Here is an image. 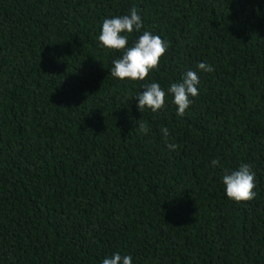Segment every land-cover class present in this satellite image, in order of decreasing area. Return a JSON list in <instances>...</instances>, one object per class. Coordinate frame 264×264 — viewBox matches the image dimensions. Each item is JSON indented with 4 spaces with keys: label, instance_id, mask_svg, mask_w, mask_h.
<instances>
[{
    "label": "trees",
    "instance_id": "trees-1",
    "mask_svg": "<svg viewBox=\"0 0 264 264\" xmlns=\"http://www.w3.org/2000/svg\"><path fill=\"white\" fill-rule=\"evenodd\" d=\"M133 7L142 29L127 46L143 31L168 44L143 81L112 77L122 52L97 39L103 19ZM188 70L199 95L183 116L171 95L138 110L143 85L167 91ZM241 164L256 196L237 203L221 176ZM117 252L264 264V0H0V264Z\"/></svg>",
    "mask_w": 264,
    "mask_h": 264
},
{
    "label": "clouds",
    "instance_id": "clouds-1",
    "mask_svg": "<svg viewBox=\"0 0 264 264\" xmlns=\"http://www.w3.org/2000/svg\"><path fill=\"white\" fill-rule=\"evenodd\" d=\"M142 29V19L138 10L133 7L127 15H117L105 18L102 21L98 41L100 45L109 50H119L122 52L120 58L112 61L113 67L110 75L119 80L129 79L132 81H143L149 72L157 69L161 57L168 48L159 35H154L149 31L143 33L133 41L132 46H127L128 35L133 32H140ZM197 69L202 72H212V66L204 62L197 64ZM200 83L197 71L188 70L181 77L179 82H172L165 91L160 84L152 82L143 85L144 90L135 95L138 103V110L145 108L152 112H157L165 106L166 95L172 96V103L176 106V115L183 116L192 104V97L199 95L198 85ZM139 131L147 134L150 129L147 124L139 122ZM165 139L169 136V130L165 127L161 129ZM170 150L178 147L175 144H166ZM219 159H214L211 164L215 167L219 165ZM224 192L228 199L237 203L250 201L255 198V173L248 164H241L237 170H224L221 176ZM102 264H132L130 255H121L119 252L112 254L102 260Z\"/></svg>",
    "mask_w": 264,
    "mask_h": 264
}]
</instances>
